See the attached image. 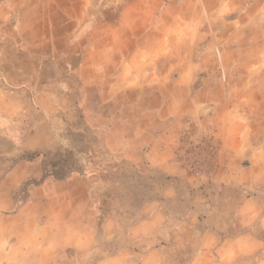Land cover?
<instances>
[{
  "label": "crops",
  "instance_id": "crops-1",
  "mask_svg": "<svg viewBox=\"0 0 264 264\" xmlns=\"http://www.w3.org/2000/svg\"><path fill=\"white\" fill-rule=\"evenodd\" d=\"M54 1L64 6L59 37L67 40L59 53L78 79L82 102L95 99L104 104L100 112L85 109L84 115L89 127L104 130L100 139L110 153L120 152L128 161L143 160L146 142L141 131L132 137L122 120L139 115L140 104L125 106L122 93L130 84L142 85L136 70L145 69L144 62L157 70L154 98L161 122L167 117L165 103L179 98L180 91L187 101L197 75L207 71L193 98L224 101L229 113L218 126V189L198 200L190 193L183 220L167 225L164 206L175 201L178 191L175 186L168 189L165 181L193 176L190 185L201 194L212 182L206 173L192 169L190 173L178 160L174 162L177 128L155 133L148 144L145 161L165 179L158 190L160 199L145 203L144 216L134 221L109 215L100 222L99 209L92 206V194L78 170L61 165L46 170L40 158L18 162L0 178V264H176V250L185 246L186 264H264V0ZM100 1L108 3L114 14L104 19L106 33L122 38L112 44L96 40L93 32ZM164 19L170 22L167 32ZM180 21L193 28L185 43L175 40ZM148 35L155 37L154 44L146 42ZM72 54L78 60L73 67ZM240 85L250 91L244 92ZM224 86L236 90L219 93ZM87 91L93 94L86 96ZM135 96L138 101L140 96ZM60 98L70 102L72 95L64 92ZM66 105L65 116L73 121L74 110ZM237 108L241 117L249 118L248 125L226 123ZM176 110L170 113L183 115ZM142 113L146 116V111ZM59 136L50 133L44 147H59ZM33 140L24 141L26 151L35 149ZM18 188L27 197L16 206ZM228 188L242 196L233 208L225 192ZM103 244L109 249L98 257Z\"/></svg>",
  "mask_w": 264,
  "mask_h": 264
},
{
  "label": "rangeland",
  "instance_id": "rangeland-1",
  "mask_svg": "<svg viewBox=\"0 0 264 264\" xmlns=\"http://www.w3.org/2000/svg\"><path fill=\"white\" fill-rule=\"evenodd\" d=\"M99 4L98 20L94 23L93 31L96 40L102 42V39H106L102 42L105 44H112L114 39L121 40L119 35L112 36L111 33H106L108 27L107 20L104 19H111L114 16L113 12H109L111 6L101 1ZM61 9H64V6L54 0H0V178L16 163L29 162L36 158H40L46 170H50L58 162L57 154L66 156V152H71L69 161L74 165L72 168L78 170L84 177L92 194V206L99 209V219L115 215L134 221L144 216L142 206L145 203L150 204L160 199L158 190L165 179L160 171L145 161L148 144L155 140V133L177 128L179 134L174 138L176 146L174 162L178 160L187 171L192 169L206 173L212 182L201 194L190 185V180H194L193 176L182 175L176 181H165L164 185L168 189L175 186L178 191L175 201H169L164 206L167 210V225L170 227L176 225L183 220L188 211L189 206L186 202L190 193L198 200L202 195L209 197V192L218 189L216 184L220 160L218 126L224 121V117H228L227 103L217 100L204 101L202 96L193 98V91L200 87L202 77L207 72L201 71L195 84L187 92L188 100L182 99L184 91H180L179 98L165 103L164 112L167 113V117L162 122L158 121L155 109L158 101L154 98V89L158 86L155 83L157 70L153 68L152 63L146 61L145 69L136 70L141 74L139 79L142 88L140 85L137 87L130 84L126 93H122L125 97L122 103L125 106L140 104L139 115L127 116L122 120L132 137L135 131H141L146 142L145 149L142 150L143 160L128 161L120 152L110 153L100 139L104 130L96 131L89 127L84 115L85 109L89 112L90 110L100 112L104 104L95 99L82 102L78 79L72 69L67 70L66 57L63 55L61 57L59 53V49L66 45L67 40L64 36L59 37ZM170 10L168 8L167 13ZM182 11L188 12L185 6ZM179 24L180 32L175 40L185 43L188 39L187 32L191 33L193 28L186 21H180ZM162 27L167 32L170 29V22L164 19ZM104 35L108 36L104 38ZM71 40L74 41V38ZM155 40L153 35L146 37V42L150 45L154 44ZM164 42L168 45L170 37L164 38ZM77 62V55L72 54L70 59L72 67ZM165 85L162 86L164 90L167 87ZM237 87L244 92L250 91L245 85L243 88L241 85ZM235 88L236 86H224L219 89V93L233 92ZM106 90L109 91L108 88ZM64 92L72 95L70 102L60 98ZM92 94L87 91L86 96ZM136 94L140 96L138 101L134 100ZM66 103H70L74 110L73 121L67 120L65 116ZM175 109L183 115L177 117L170 113ZM240 110L237 108L236 113L230 114L231 122L226 121L228 125H235L234 121L249 124V118L241 117ZM144 111L146 116L142 115ZM50 133L60 135L62 143L59 147L54 149L44 147ZM28 137H34L32 146L35 149L31 151H26L23 146ZM10 153L14 156L10 157ZM21 190L18 188L14 192L16 206L27 197ZM225 192L231 199L230 207L233 208L242 196L234 189L228 188ZM231 231L233 230H230V233ZM101 249L98 257L109 248L103 244ZM176 251H178L176 264H186L188 247H180Z\"/></svg>",
  "mask_w": 264,
  "mask_h": 264
},
{
  "label": "trees",
  "instance_id": "trees-1",
  "mask_svg": "<svg viewBox=\"0 0 264 264\" xmlns=\"http://www.w3.org/2000/svg\"><path fill=\"white\" fill-rule=\"evenodd\" d=\"M59 159H58V162L57 164L53 165L54 167L55 166H58V165H61V166H74L73 164L70 163V159H71V152H66V156H62V154H57ZM68 156V157H67ZM103 218H100V222Z\"/></svg>",
  "mask_w": 264,
  "mask_h": 264
}]
</instances>
